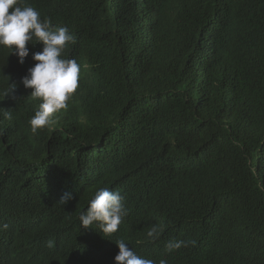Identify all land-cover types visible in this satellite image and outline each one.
Instances as JSON below:
<instances>
[{
    "label": "trees",
    "instance_id": "trees-1",
    "mask_svg": "<svg viewBox=\"0 0 264 264\" xmlns=\"http://www.w3.org/2000/svg\"><path fill=\"white\" fill-rule=\"evenodd\" d=\"M50 1L98 81L94 94L73 97L55 130L49 122L35 133L37 101L10 81L20 97L11 119L0 115V161L40 175L20 187L19 210L39 218L44 205V224L54 223L65 208L70 217L71 201L119 184L128 215L117 237L151 245L148 256L264 264V0H148L156 16L142 25L114 0ZM224 11L231 18L217 46L194 43L196 15ZM65 191L74 198L64 205ZM5 237L1 228L0 246Z\"/></svg>",
    "mask_w": 264,
    "mask_h": 264
},
{
    "label": "clouds",
    "instance_id": "clouds-1",
    "mask_svg": "<svg viewBox=\"0 0 264 264\" xmlns=\"http://www.w3.org/2000/svg\"><path fill=\"white\" fill-rule=\"evenodd\" d=\"M114 1L121 17L140 25L153 24L156 13L148 0ZM196 18L194 43L216 47L215 36L222 31L223 20L231 16L224 11ZM77 43L75 32L53 14L51 1L0 0V46L15 58L14 67H10L0 51V115L11 119L10 112L19 100L17 86L10 82L13 80L22 83L37 101L29 120L33 133L49 122L50 130H55L74 96L80 92L94 94L98 81L96 65L90 52L76 51ZM17 174L31 178L22 180ZM36 179L40 182L37 169L26 165L13 167L0 161V229L6 232L0 246V264H170L148 256V252L156 254L151 245L141 243L138 251L117 237L126 215L124 204L127 206L122 189L100 187L90 196L74 201L72 192L65 191L59 200L64 205L73 203L70 217L65 208L57 221L44 224V218H34L19 210L25 208L20 201V187L26 190L28 183ZM154 194H160L156 187ZM6 196L7 204L3 201ZM70 222L72 227L68 225ZM73 228L78 238L73 237ZM58 230L68 236L56 239ZM156 232L154 227L148 236L153 237ZM182 244V241L169 242L166 250L179 249ZM110 253L112 257L107 259ZM94 255L101 260L94 259ZM85 256L89 257L88 262Z\"/></svg>",
    "mask_w": 264,
    "mask_h": 264
},
{
    "label": "bare ground",
    "instance_id": "bare-ground-1",
    "mask_svg": "<svg viewBox=\"0 0 264 264\" xmlns=\"http://www.w3.org/2000/svg\"><path fill=\"white\" fill-rule=\"evenodd\" d=\"M148 10H150L149 7H148ZM148 13H149V15L154 16V13H152V12H148ZM199 18L202 19V16H199ZM180 72H181V71H180ZM180 72H178V73H180ZM95 162H96V161H95ZM99 164H100V163H99ZM97 166H98V164H97ZM51 171H55L54 168H51ZM17 176H18L20 179H22V180H28V179L31 178L30 175L17 174ZM28 184H31V182H29ZM113 187L119 189V188H120V185H119V184H113ZM121 195H122L124 198H126V196H125V192H124V191L121 192ZM43 206H44V205H43ZM124 207H125V209H126V215L123 217V219H122V221H121V224H120L119 227H118L117 233H119V232L121 231L122 226L124 225V223H125L126 220H127L128 208H127L126 204H124ZM4 209H5V208H4ZM40 217L44 218V215H42V216H40ZM0 218H1V217H0ZM38 219H39V218H38ZM68 225L72 227V223H71V222L68 223ZM72 233H73V237H75V238H78V237H79V234H78V232H77V230H76L75 228H73ZM125 242L128 243V244H129V247H130V244H131V243L128 242V241H126V240H125ZM140 243H141V242L138 241V244H140ZM131 245H132V244H131ZM133 247H134V246H133ZM134 248H135V247H134ZM135 249H137V250L139 251V248H135ZM137 250H135V251L138 253ZM138 254H139V253H138ZM139 255L142 256V254H139ZM93 257H94V259H96V260H101V258H100V257H97L96 255H94ZM111 257H112V254L110 253V258H111ZM84 259L88 262L89 257H88V256H85Z\"/></svg>",
    "mask_w": 264,
    "mask_h": 264
}]
</instances>
